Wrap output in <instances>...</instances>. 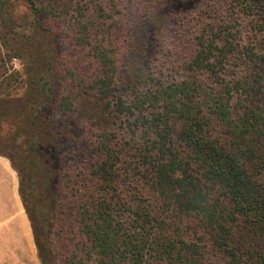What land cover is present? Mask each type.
I'll use <instances>...</instances> for the list:
<instances>
[{
    "label": "trees",
    "instance_id": "1",
    "mask_svg": "<svg viewBox=\"0 0 264 264\" xmlns=\"http://www.w3.org/2000/svg\"><path fill=\"white\" fill-rule=\"evenodd\" d=\"M23 1L31 34L6 16L0 33V154L17 173L39 263L58 264L52 227L64 210L75 228L62 264H264V0H218V18L197 9L203 0H169L168 14L205 20L181 75L152 74L156 39L126 84L93 18L105 0ZM62 14L75 61L65 53L54 69L31 46L50 45ZM12 58H25L22 72ZM80 119L94 157L63 173L60 148ZM63 178L76 179L64 199Z\"/></svg>",
    "mask_w": 264,
    "mask_h": 264
},
{
    "label": "rangeland",
    "instance_id": "2",
    "mask_svg": "<svg viewBox=\"0 0 264 264\" xmlns=\"http://www.w3.org/2000/svg\"><path fill=\"white\" fill-rule=\"evenodd\" d=\"M35 1L39 2V0ZM184 1L187 3L189 0ZM204 1H201L200 6L197 8L203 10L204 16L212 15L211 17L218 18L222 15L223 7H220L221 3L218 0H209V6L206 11ZM105 2L107 5L105 13H100L97 10L93 13V18L98 23H102V30L107 36V41L114 45V48L116 47L118 51V66L122 76H124V84L134 79L140 63H144L147 57L154 56L153 49L156 39L160 43L162 51L155 56L152 64L150 62L152 74L170 78L181 75L178 65L188 55L191 49V42L197 33L198 25L205 21L204 19L198 20L196 17L197 9L187 15L184 13V16H172L168 13L172 7H175V3L169 2V0H105ZM176 7H178V3ZM69 15L62 14L61 18L52 19L54 28L53 30L50 29V33L47 36L50 45L42 43V41L38 43L34 40V44L31 47L33 50L36 49V60L43 66L50 60L53 68L59 69L61 58L67 53L69 48V36L71 35L73 23ZM5 16L10 18L12 25L19 24L21 28L18 29L25 27L26 31L31 34L28 24L32 21V16L29 14L25 1L0 0V33L11 24ZM49 23L51 25V22ZM234 25L239 26L237 23ZM245 26L246 20L240 23V27L245 28ZM109 27L110 30L108 29ZM47 47L50 48L48 58L46 54H41L42 51H47ZM67 57L75 61L73 52L67 53ZM24 64L25 58L22 61L12 58L9 62L11 68L21 72L24 69ZM241 72L242 74H240ZM237 74L243 75L241 68H237ZM23 76L25 77V75ZM78 80L77 78H68L69 83L79 82ZM86 83L88 84V82ZM19 93L20 91H18ZM53 109L55 123L59 126L62 123V113L55 105ZM88 128V121L80 119L78 121V130L76 131L77 138L62 142L60 153L63 156L61 162L63 173L74 170L77 166L87 165L93 159L94 151L84 137L86 133H89ZM75 183V178L72 181L67 178L61 180L60 189L63 199L67 191H71ZM70 213L69 211L59 210L53 218V250L58 264H62L61 255L67 251L69 233L75 228V219ZM0 264H40L36 256L32 231L30 253L26 251L20 239L0 240Z\"/></svg>",
    "mask_w": 264,
    "mask_h": 264
},
{
    "label": "crops",
    "instance_id": "3",
    "mask_svg": "<svg viewBox=\"0 0 264 264\" xmlns=\"http://www.w3.org/2000/svg\"><path fill=\"white\" fill-rule=\"evenodd\" d=\"M12 239H20L31 252V226L19 197L17 173L0 154V240Z\"/></svg>",
    "mask_w": 264,
    "mask_h": 264
}]
</instances>
